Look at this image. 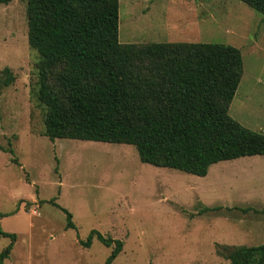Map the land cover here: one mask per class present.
Segmentation results:
<instances>
[{
    "label": "rangeland",
    "instance_id": "rangeland-1",
    "mask_svg": "<svg viewBox=\"0 0 264 264\" xmlns=\"http://www.w3.org/2000/svg\"><path fill=\"white\" fill-rule=\"evenodd\" d=\"M120 43L235 46L242 74L228 114L264 134V20L242 0H118ZM26 0L0 3L2 264H229L225 245L264 244V154L212 163L203 176L142 162L134 145L44 134ZM51 200L58 204L54 205ZM72 226H66V212ZM219 246V247H218ZM221 251V253L218 252Z\"/></svg>",
    "mask_w": 264,
    "mask_h": 264
},
{
    "label": "trees",
    "instance_id": "trees-1",
    "mask_svg": "<svg viewBox=\"0 0 264 264\" xmlns=\"http://www.w3.org/2000/svg\"><path fill=\"white\" fill-rule=\"evenodd\" d=\"M242 1L264 20V0ZM118 14V0H26L27 43L39 57L34 93L48 138L132 144L142 162L198 176L217 161L264 154V134L228 114L242 74L238 48L120 43ZM4 72L6 85L13 77ZM93 237L113 245L103 263L110 264L122 241L92 230L80 243ZM224 247L229 264H264V244ZM10 248L0 252V264Z\"/></svg>",
    "mask_w": 264,
    "mask_h": 264
},
{
    "label": "crops",
    "instance_id": "crops-1",
    "mask_svg": "<svg viewBox=\"0 0 264 264\" xmlns=\"http://www.w3.org/2000/svg\"><path fill=\"white\" fill-rule=\"evenodd\" d=\"M157 42V41H156ZM187 42V41H186Z\"/></svg>",
    "mask_w": 264,
    "mask_h": 264
}]
</instances>
